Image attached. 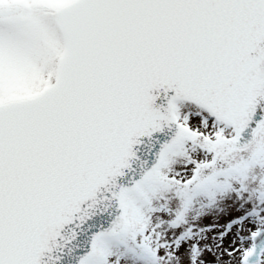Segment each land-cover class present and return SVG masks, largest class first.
Masks as SVG:
<instances>
[{
  "label": "snow or ice",
  "instance_id": "snow-or-ice-1",
  "mask_svg": "<svg viewBox=\"0 0 264 264\" xmlns=\"http://www.w3.org/2000/svg\"><path fill=\"white\" fill-rule=\"evenodd\" d=\"M0 264H264V0H0Z\"/></svg>",
  "mask_w": 264,
  "mask_h": 264
}]
</instances>
